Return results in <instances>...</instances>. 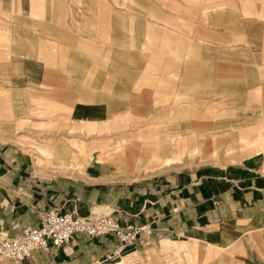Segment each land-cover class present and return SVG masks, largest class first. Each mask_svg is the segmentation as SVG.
I'll return each mask as SVG.
<instances>
[{
    "label": "crops",
    "instance_id": "obj_1",
    "mask_svg": "<svg viewBox=\"0 0 264 264\" xmlns=\"http://www.w3.org/2000/svg\"><path fill=\"white\" fill-rule=\"evenodd\" d=\"M163 1L167 7L175 2ZM246 1L249 0H238L242 15L254 11L262 19L264 31V8L251 10ZM49 2L0 0V231L14 236L24 228L39 227L42 213L57 208L62 213L76 211L81 216L111 213L121 225H148L149 234L140 237L134 245L124 246L115 234L91 238L78 233L63 248L51 246L48 252L34 250L23 264H93L111 254L122 258L110 264L141 261L165 264L169 252L191 255L197 243L208 244L216 253L222 251L226 259L238 264L262 262L264 105L259 122L239 125L236 121L234 126L213 134L212 146L206 136L200 138L196 134L174 145H157L152 159L159 164L156 172L138 170L150 155L149 149L121 152L116 157L124 155L128 159L131 154L129 157L134 160H119L120 163L113 165L103 156L98 160L93 153L82 173H56L51 169L55 166L38 165L34 149L26 141L27 137L36 135V128L30 127L31 132L28 123L46 125L44 132L39 133L46 137L44 145L37 147L39 161L55 160L57 166L65 168L71 165L70 160L78 164L79 154L66 147L51 148L56 141L53 137L82 135L78 130L84 120L121 119L133 103H147L143 99L148 98L149 71H155L148 65L147 53L136 50L109 49L108 63L96 64L83 50H77L76 38L55 26L57 23L47 12ZM133 3L151 17L124 14L122 18L132 20L135 26L130 28L147 37L149 26L159 29L163 24L159 21L162 15L145 0ZM99 5L101 16L105 11ZM120 7L123 6H115ZM206 9L190 7L182 17H205L209 15ZM120 17L118 14L109 17L108 35L110 41L121 43L118 36L122 37V33L117 27L121 24ZM88 35V40L100 36L93 30ZM228 40L226 33L217 37L221 45H228ZM140 45L143 48L145 44ZM255 46L260 48L258 60L262 68H253L246 49L244 65L237 67L241 79L249 81L240 86L241 93L236 96L242 104L255 93L264 97V74L259 73L264 69V36ZM85 48L90 52L96 50L87 44ZM176 54L180 58L184 52ZM121 55L126 57L124 64L117 58ZM156 70L175 73L177 81L193 87L204 80L206 88H213L216 81L210 69H200L192 62L183 64L178 59H171ZM203 104L209 103L206 100ZM176 118L180 120V111ZM70 123L76 124V132H68ZM186 125L191 127L190 123ZM176 127L180 128V123L173 126ZM72 144L82 146L75 140ZM220 148L230 163L219 159ZM90 157L91 153L87 154L86 158ZM184 157H202L215 163L176 169ZM138 160L140 163L136 164ZM150 243L159 244L162 252L158 255L154 247L144 249ZM130 259L139 261L129 263ZM0 264L14 263L6 259Z\"/></svg>",
    "mask_w": 264,
    "mask_h": 264
},
{
    "label": "rangeland",
    "instance_id": "obj_2",
    "mask_svg": "<svg viewBox=\"0 0 264 264\" xmlns=\"http://www.w3.org/2000/svg\"><path fill=\"white\" fill-rule=\"evenodd\" d=\"M146 1L150 7L159 11L160 16L162 15L159 21L163 24L159 25V29L149 26L147 37L145 35L142 37L130 28L135 26L132 20L122 18L124 14L126 16L142 14L150 16L149 12L133 3H140V0H50L47 12L57 23L55 26L76 38L79 42L77 50H83L96 64H104L107 59H110L109 49H124L127 52L136 50V52L147 53L148 65L155 71H149L148 98L143 99L144 101L147 99V103H133L132 109H126L128 112L121 119L79 121V124L83 126L82 128L79 126L78 131L83 133L82 135L61 134L53 137L56 141H53L51 148L60 150L61 147L62 149L66 147L71 152L79 154L81 159L78 164L70 160L71 165L65 168L57 166L55 160L39 161L37 147L43 146L46 138L39 133L44 132L46 125L28 123L29 129L30 127L36 128V135L27 137L26 141L34 149L33 154L37 157V163L41 167L55 166L51 169L56 173L71 174L76 171L82 173L88 161L92 159L93 153L98 156V160L100 156H103L108 160L107 162L112 164L120 163L121 160L126 161L129 158L134 160L132 156L129 157L131 154L128 155V159L124 155L120 158L116 157L121 152L126 154L130 150L138 152L140 149H149L150 155L141 163L138 160L136 164L140 163L138 170L156 172L159 164L153 162L152 159L157 145H174L183 138L197 135L200 138L206 136L210 142L209 146H212L213 134L220 133L223 128L234 126L236 121L240 125L259 122L262 119L263 96L255 93L248 97V102L245 104L236 98L241 93L240 86L249 82H244L240 77L241 72L237 71V67L244 65L243 61L246 60L243 51L246 49L247 57L250 58V63L253 68H256L255 70L263 66L258 60L260 48L255 46L256 41L264 36L262 19L258 18L254 11H252L253 14L243 16L242 5L238 3V0H174L175 2L168 7L163 6V0ZM246 2L250 4L251 10L257 7L264 8V0ZM99 4L105 11L104 14L101 13V16L99 15ZM117 4L123 7L117 9L115 8ZM190 7H196L198 10L207 7L209 15L182 17ZM114 14L121 16L118 20L121 24L117 25L121 28V30L118 28V31L122 33V37L118 36L121 43L109 40V17H114ZM92 30L100 36L94 40H88L90 36L88 32ZM220 33L229 35L228 45H221L217 42ZM141 42L145 44L143 48L140 45ZM85 44L96 50L88 51ZM181 51L184 54L179 58L180 55L176 53ZM117 58L123 64L126 61L124 55L117 56ZM171 59H178L183 64L196 63L200 69H210L216 80L213 82V88L211 86L206 88L204 80L196 83L195 87L186 85L184 82L177 81L175 73L170 71L163 73L156 70L161 65H167ZM259 73L264 74V69H260ZM248 92L250 94L252 90ZM206 100L209 103L207 105L203 104ZM178 111H180V120L175 119ZM144 115L147 117L144 118ZM195 115L198 116L197 119ZM244 116L256 119L243 121L241 118ZM176 123H180V128H173ZM187 123H190L191 127H187ZM75 127L76 124L70 123L68 132H76ZM32 129H30L31 132ZM60 131L66 130L60 129ZM73 140L80 143L81 148L74 146ZM89 153L91 157L86 158ZM218 157L221 161L230 163L225 159L223 148L219 149ZM210 162L215 163L204 160L202 157L192 159L184 157V162L176 166V169ZM94 213L99 214V212ZM147 247H154L158 255L162 252L159 244L150 243L144 249ZM261 248L264 249V247ZM192 249L191 255L186 253L176 255L172 251L169 252L168 256L166 255L168 259L165 256V264H170V262H175V264H238L232 259H226L222 251L216 253V250L206 243H197ZM262 258L263 261L257 264H264V255ZM147 263L148 261H141L135 264Z\"/></svg>",
    "mask_w": 264,
    "mask_h": 264
},
{
    "label": "built area",
    "instance_id": "obj_3",
    "mask_svg": "<svg viewBox=\"0 0 264 264\" xmlns=\"http://www.w3.org/2000/svg\"><path fill=\"white\" fill-rule=\"evenodd\" d=\"M148 229V225H121L111 213L92 212L88 216H81L76 211L62 213L52 208L42 213L39 227L24 228L14 236L0 231V262L9 259L14 264H23L32 257L34 250L48 252L51 246L63 248L78 233H85L91 238L115 234L124 246H131L143 235H148ZM121 258L120 255L111 254L93 264L116 263Z\"/></svg>",
    "mask_w": 264,
    "mask_h": 264
},
{
    "label": "bare ground",
    "instance_id": "obj_4",
    "mask_svg": "<svg viewBox=\"0 0 264 264\" xmlns=\"http://www.w3.org/2000/svg\"><path fill=\"white\" fill-rule=\"evenodd\" d=\"M136 261H139V259H130V260H129V263H134V262H136Z\"/></svg>",
    "mask_w": 264,
    "mask_h": 264
}]
</instances>
